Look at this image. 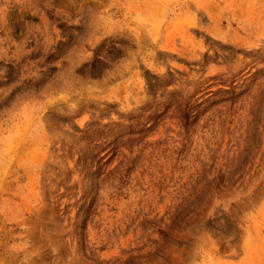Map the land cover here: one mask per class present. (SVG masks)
I'll return each mask as SVG.
<instances>
[{
  "label": "rangeland",
  "instance_id": "1",
  "mask_svg": "<svg viewBox=\"0 0 264 264\" xmlns=\"http://www.w3.org/2000/svg\"><path fill=\"white\" fill-rule=\"evenodd\" d=\"M0 264H264V0H0Z\"/></svg>",
  "mask_w": 264,
  "mask_h": 264
}]
</instances>
